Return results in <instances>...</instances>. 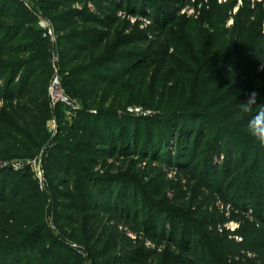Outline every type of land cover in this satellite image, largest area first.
<instances>
[{
    "label": "trees",
    "instance_id": "16d2710c",
    "mask_svg": "<svg viewBox=\"0 0 264 264\" xmlns=\"http://www.w3.org/2000/svg\"><path fill=\"white\" fill-rule=\"evenodd\" d=\"M187 1L0 0V264H264V147L254 112L234 117L253 90L264 103L260 5L185 18ZM54 75L75 109L52 103ZM145 161L213 192L231 207L217 224L238 228L144 194L159 181Z\"/></svg>",
    "mask_w": 264,
    "mask_h": 264
},
{
    "label": "rangeland",
    "instance_id": "374dc122",
    "mask_svg": "<svg viewBox=\"0 0 264 264\" xmlns=\"http://www.w3.org/2000/svg\"><path fill=\"white\" fill-rule=\"evenodd\" d=\"M244 0H188L186 4L178 9V14L180 16H184L185 18L191 16L195 13L196 16L201 14L204 15V18H212L214 13L218 14L224 9V4L226 2H232L234 6L232 7L231 13L234 14L237 12L238 8L242 5ZM250 4H254L257 2L260 6L257 10V13L260 16V26L264 30V0H247ZM75 7L80 8V5H75ZM121 18L126 19L127 17L121 16ZM131 23H135L134 17H128ZM213 24L215 27H218L220 30L224 28H234V23L232 19H228L224 25H222L221 21L217 19H213ZM46 21L43 18H40L38 22V26L42 27ZM143 24H148L146 20H142ZM181 25V24H180ZM183 25V23H182ZM203 28L209 30V33H213L214 27H211L210 23L203 24ZM231 33V32H230ZM204 47V44H203ZM264 64V62H263ZM66 106V105H65ZM73 110V109H72ZM129 112L135 114H142L141 110H129ZM150 111L144 112V114H149ZM68 116V115H67ZM54 122H51L52 130H55ZM130 164L133 159L129 160ZM36 172H39V159L36 157L32 161ZM18 165V164H16ZM155 166V167H154ZM136 169L140 168L142 170H146L148 172L152 168H157V172L159 170V181L152 183L146 190L144 194H149V191L152 189H156L157 192L160 194V197H167L169 200V206L173 207L179 213H184L187 216H190L192 220L198 223V226L204 229V223L208 221H212L214 223V227L217 225L218 232H222V228H226L227 230L233 231L234 229L238 228V224L235 222H228L223 226L218 225L223 220H226L231 213V207L228 205L223 204L220 199L209 190L203 189L199 186L196 181L189 179L187 176L183 175L182 173H177V171L172 167L171 169L167 168L166 165L161 163H156V165H148L147 161L138 162V164H134ZM37 172L38 176L39 173ZM162 174V175H161ZM161 176V177H160ZM168 180L172 182L173 185L170 188H165L166 186L163 185L164 180ZM148 180H145L144 183H147ZM158 185L157 184H161ZM188 202H191L189 204ZM186 206V207H185ZM123 227L124 224H121ZM211 227V230L214 228ZM126 230L129 232L130 228L126 225ZM133 235V233H130ZM147 246H152V244L148 241L145 242Z\"/></svg>",
    "mask_w": 264,
    "mask_h": 264
},
{
    "label": "clouds",
    "instance_id": "9594fccd",
    "mask_svg": "<svg viewBox=\"0 0 264 264\" xmlns=\"http://www.w3.org/2000/svg\"><path fill=\"white\" fill-rule=\"evenodd\" d=\"M264 71V64L260 69ZM258 93L251 91L247 99L240 102L237 111L234 113L235 118H239L246 113H253L246 121V131L252 140L260 147H264V103H258Z\"/></svg>",
    "mask_w": 264,
    "mask_h": 264
},
{
    "label": "built area",
    "instance_id": "2783aa9c",
    "mask_svg": "<svg viewBox=\"0 0 264 264\" xmlns=\"http://www.w3.org/2000/svg\"><path fill=\"white\" fill-rule=\"evenodd\" d=\"M42 28H50L49 23L46 21L44 25H42ZM49 94L53 104L61 103L63 105L69 106L71 109H75V105H73L72 102L69 100V98L64 94V91L60 84V79L57 75H54V77L52 78L49 87ZM135 109L140 110L139 108H135ZM135 109H129V110H135Z\"/></svg>",
    "mask_w": 264,
    "mask_h": 264
}]
</instances>
